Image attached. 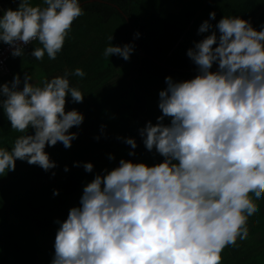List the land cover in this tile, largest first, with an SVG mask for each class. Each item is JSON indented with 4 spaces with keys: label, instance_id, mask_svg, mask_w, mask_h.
Here are the masks:
<instances>
[{
    "label": "clouds",
    "instance_id": "clouds-1",
    "mask_svg": "<svg viewBox=\"0 0 264 264\" xmlns=\"http://www.w3.org/2000/svg\"><path fill=\"white\" fill-rule=\"evenodd\" d=\"M83 15L81 0H18L16 8L0 9V42L13 57L35 42L32 57L55 60ZM215 16L210 12L199 25L198 34H208L186 52L197 74L166 76L161 114L139 129L145 148L164 159L149 165L121 158L86 183L79 204L55 221L50 264H220L222 251L247 237L264 196V25L257 29L239 15L213 25ZM107 40L105 58L128 60L135 50L132 43L112 44L113 34ZM71 76L85 72L65 69L38 83L30 73L16 74L0 84V108L19 133L10 148L0 147V176L17 160L53 169L46 146H71L78 132L69 129L84 114L66 111V97L79 103L85 95ZM123 142L134 155L137 140ZM75 163L86 172L94 168Z\"/></svg>",
    "mask_w": 264,
    "mask_h": 264
},
{
    "label": "trees",
    "instance_id": "trees-1",
    "mask_svg": "<svg viewBox=\"0 0 264 264\" xmlns=\"http://www.w3.org/2000/svg\"><path fill=\"white\" fill-rule=\"evenodd\" d=\"M82 2L84 15L73 22L70 37L55 60L32 57L33 47L38 46L34 42L25 47L23 57L10 53L7 70L0 72V84L16 74L23 78L30 73L38 83L62 75L65 69L80 67L85 72L83 78L70 77V83L85 94L83 101L75 103L67 96L65 103L66 111L77 109L84 114L82 124L69 129L78 136L68 148L59 142L45 148L56 167L44 171L17 160L13 171L0 176V264H50L59 227L55 221L66 219L69 209L79 204L86 183L102 170L116 167L121 158L149 165L162 162L164 158L154 149L145 148L139 129L149 120L156 123L161 114L158 93L166 87V76L185 80L197 74L186 52L208 34H198L197 29L210 12H216L213 25L225 15L242 16L257 29L264 25V0ZM17 4L18 0H0V9ZM110 34L114 45L134 44L128 60L102 55ZM5 46L0 42V49ZM17 135L0 108V147L10 148ZM129 136L137 140L134 155H129L131 146L123 142ZM110 154L114 159L109 160ZM78 161L92 162L93 170L86 172L76 165ZM54 190L58 194L53 195ZM255 209L247 237L226 247L220 264H264V196Z\"/></svg>",
    "mask_w": 264,
    "mask_h": 264
},
{
    "label": "built area",
    "instance_id": "built-area-1",
    "mask_svg": "<svg viewBox=\"0 0 264 264\" xmlns=\"http://www.w3.org/2000/svg\"><path fill=\"white\" fill-rule=\"evenodd\" d=\"M11 53V48L7 45L0 49V72L7 70V58Z\"/></svg>",
    "mask_w": 264,
    "mask_h": 264
},
{
    "label": "water",
    "instance_id": "water-1",
    "mask_svg": "<svg viewBox=\"0 0 264 264\" xmlns=\"http://www.w3.org/2000/svg\"><path fill=\"white\" fill-rule=\"evenodd\" d=\"M88 1H93V0H88ZM84 2L81 3V5L83 4ZM139 53L140 55L143 57L145 56V53L143 52V50L141 48H139ZM213 67H217L215 64L213 65Z\"/></svg>",
    "mask_w": 264,
    "mask_h": 264
}]
</instances>
